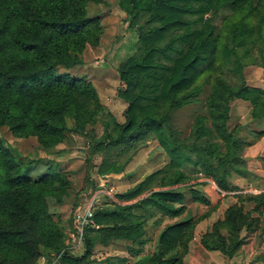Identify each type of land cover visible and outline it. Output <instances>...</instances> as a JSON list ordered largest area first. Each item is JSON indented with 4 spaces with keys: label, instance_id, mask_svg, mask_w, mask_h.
<instances>
[{
    "label": "trees",
    "instance_id": "1",
    "mask_svg": "<svg viewBox=\"0 0 264 264\" xmlns=\"http://www.w3.org/2000/svg\"><path fill=\"white\" fill-rule=\"evenodd\" d=\"M103 2L0 0V129L35 137L43 149L57 147L68 133L85 136L91 139V153L102 154L100 175L120 172L114 157L150 137L170 158L133 188L114 195L113 208L97 209L85 227L83 256L65 254L61 264H86L99 240L104 245L123 240L139 256L148 240L145 223L135 220L138 213L177 218L186 211L185 194L176 189L187 182L182 171L186 164L193 165L194 174L214 180L220 191L236 189L227 177L231 170L239 172L235 166L243 160L244 144L228 125L231 103L249 102L252 118L264 121V89L248 86L243 76L246 65L257 64L243 61L251 57V46L264 45V0H118L137 35L134 53L118 66L125 121L118 122L108 112L104 134L94 137V130L86 128L99 121L105 106L94 84L71 70L83 64L86 47L98 46L101 40V19L89 16L87 7ZM222 69L232 70L239 84L226 81L218 73ZM207 84V114L196 116L190 136L180 139L171 114L198 102ZM70 185L57 170L33 179L0 138V264H35L40 256L65 248L64 233L48 212L46 196L64 193ZM191 191L193 201L208 203ZM237 198L223 219L200 237L205 250L232 258L249 235L258 228L264 231V220L260 224L250 218L242 204L253 201L254 209L264 212V194ZM195 224L188 219L167 225L147 264H184Z\"/></svg>",
    "mask_w": 264,
    "mask_h": 264
},
{
    "label": "rangeland",
    "instance_id": "2",
    "mask_svg": "<svg viewBox=\"0 0 264 264\" xmlns=\"http://www.w3.org/2000/svg\"><path fill=\"white\" fill-rule=\"evenodd\" d=\"M87 12L89 16L101 19L103 34L98 46L86 47L82 56L83 64L73 68L71 74L78 77L86 76L96 87L100 100L105 106V113L99 121L86 128L87 131L93 129L94 137L100 138L104 134V124L109 121L108 112L118 122L125 121L124 111L127 105L118 96V91L123 87L118 66L134 53L137 35L129 28L125 13L118 6V0H104L98 5L91 3L87 7ZM223 15H220V19ZM224 24L222 36L226 31ZM251 47L253 49L251 57L243 58V61L249 60L257 64L246 65L243 76L248 86L264 89V67L260 66L264 62V45L257 43ZM260 49H263V53H260ZM218 73L229 83L239 84V77L234 75L232 70L222 69ZM209 91L210 85H204L198 102L171 114V126L180 139L186 140L190 136L196 116L207 114L205 99ZM251 111L249 102L234 100L231 103L228 125L230 130L238 131L237 135L244 144L241 150L243 160L235 166L239 172L231 170L227 177L229 186H236V189L220 191L214 180L202 173L194 174L193 165L186 164L182 171L187 176V182L176 188L185 194L186 211L181 216L169 218L157 212H145V215L136 213L135 220L145 223L148 240L139 256H134L123 240H111L107 245L99 240L93 245L92 253L85 263L133 264L140 259L142 264H147L157 250L161 231L167 225L191 219L196 221V224L194 238L189 243L190 253L186 264H264V231L261 228L248 236L243 247L232 258L224 257L218 252L207 253L199 242L200 237L217 220L223 219L226 209L238 202V194H264V121L254 120ZM262 131L263 134L258 135ZM0 138L17 154L20 164L27 169L33 179L57 170L71 182L66 192L62 193L58 190L46 196L48 212L64 233V247L72 242L70 233L74 231L76 208L85 204L92 192L100 189H106L113 195L126 192L170 161L158 141L150 137L135 149L114 157L120 172L100 175L97 169L102 161V154L91 153V139L85 136L68 133L66 139L52 149H43L35 137L15 136L7 127L0 129ZM216 141L221 145V151L225 152L223 142L217 139ZM191 190L198 192L208 203L193 201ZM57 196H61V201L57 200ZM116 202L117 200L99 197L98 209L113 208ZM242 202L244 211L249 212V217L260 220L262 224L264 212L254 209L256 203L245 200ZM241 234L244 235L245 231ZM35 241L34 238V245ZM84 252L83 240L77 248L70 249L66 254L75 258L83 256ZM126 259L128 262H124Z\"/></svg>",
    "mask_w": 264,
    "mask_h": 264
},
{
    "label": "built area",
    "instance_id": "3",
    "mask_svg": "<svg viewBox=\"0 0 264 264\" xmlns=\"http://www.w3.org/2000/svg\"><path fill=\"white\" fill-rule=\"evenodd\" d=\"M106 197L115 201L112 192L100 189L92 192L85 204L76 208L74 213V231L70 233L71 244H66L59 253H52L49 257L40 256L35 264H61L63 256L73 248H77L84 240L85 227L92 223V217L99 206V197Z\"/></svg>",
    "mask_w": 264,
    "mask_h": 264
},
{
    "label": "crops",
    "instance_id": "4",
    "mask_svg": "<svg viewBox=\"0 0 264 264\" xmlns=\"http://www.w3.org/2000/svg\"><path fill=\"white\" fill-rule=\"evenodd\" d=\"M200 242V241H199ZM201 245V244H200ZM203 248V247H202ZM204 249V248H203ZM205 250V249H204ZM207 253H211V251H207V250H205ZM189 253H190V249H189ZM189 253L185 256V258H184V264H186V261H187V258H188V255H189Z\"/></svg>",
    "mask_w": 264,
    "mask_h": 264
}]
</instances>
